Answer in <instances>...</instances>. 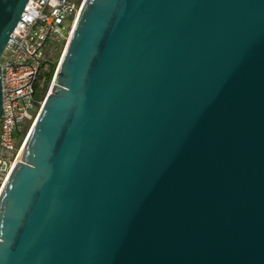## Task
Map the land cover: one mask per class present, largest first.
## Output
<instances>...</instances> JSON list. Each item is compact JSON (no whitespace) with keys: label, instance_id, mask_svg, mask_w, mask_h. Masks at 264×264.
Listing matches in <instances>:
<instances>
[{"label":"water","instance_id":"1","mask_svg":"<svg viewBox=\"0 0 264 264\" xmlns=\"http://www.w3.org/2000/svg\"><path fill=\"white\" fill-rule=\"evenodd\" d=\"M70 31L0 264H264V0H84Z\"/></svg>","mask_w":264,"mask_h":264},{"label":"built area","instance_id":"2","mask_svg":"<svg viewBox=\"0 0 264 264\" xmlns=\"http://www.w3.org/2000/svg\"><path fill=\"white\" fill-rule=\"evenodd\" d=\"M83 1L26 0L3 46L0 54V189L49 91L53 71L46 90L35 95L36 88L46 78L45 66L55 47L64 48ZM65 21L68 25L63 32ZM14 133L22 135L16 139Z\"/></svg>","mask_w":264,"mask_h":264},{"label":"trees","instance_id":"3","mask_svg":"<svg viewBox=\"0 0 264 264\" xmlns=\"http://www.w3.org/2000/svg\"><path fill=\"white\" fill-rule=\"evenodd\" d=\"M60 49H61V45L58 47H55L52 54H51V57H50V60L48 63V67H46V71H44L46 73V78L44 80V83L41 85L43 87L42 92L46 90V88L49 84V81H50L51 76H52V71H53L55 63L57 61V57L60 53Z\"/></svg>","mask_w":264,"mask_h":264},{"label":"rangeland","instance_id":"4","mask_svg":"<svg viewBox=\"0 0 264 264\" xmlns=\"http://www.w3.org/2000/svg\"><path fill=\"white\" fill-rule=\"evenodd\" d=\"M71 17H72V15L69 16V19H70ZM67 25H68V22L65 21V23H64V27H63V32H65L64 30H66ZM62 49H63V48H61V51H60V53H59V55H58V57H57V61H56V63H55V66H54L53 71L55 70V67H56V65H57V63H58V61H59V57H60V55H61ZM46 67H48V66H45V68H46ZM42 90H43V87H42V86H38V87L36 88L35 95L37 96V95L41 94V93H42ZM23 123H24V122H23ZM23 123H22V124H23ZM21 135H22V134L14 133V134H13V137H15L16 139H19Z\"/></svg>","mask_w":264,"mask_h":264},{"label":"bare ground","instance_id":"5","mask_svg":"<svg viewBox=\"0 0 264 264\" xmlns=\"http://www.w3.org/2000/svg\"><path fill=\"white\" fill-rule=\"evenodd\" d=\"M63 51V50H62ZM62 53V52H61Z\"/></svg>","mask_w":264,"mask_h":264}]
</instances>
